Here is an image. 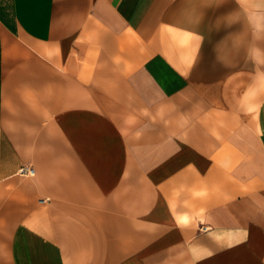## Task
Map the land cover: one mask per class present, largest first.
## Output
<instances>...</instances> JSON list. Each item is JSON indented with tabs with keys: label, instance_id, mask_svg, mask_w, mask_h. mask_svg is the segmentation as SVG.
Listing matches in <instances>:
<instances>
[{
	"label": "crops",
	"instance_id": "1",
	"mask_svg": "<svg viewBox=\"0 0 264 264\" xmlns=\"http://www.w3.org/2000/svg\"><path fill=\"white\" fill-rule=\"evenodd\" d=\"M0 264H264V0H0Z\"/></svg>",
	"mask_w": 264,
	"mask_h": 264
},
{
	"label": "built area",
	"instance_id": "2",
	"mask_svg": "<svg viewBox=\"0 0 264 264\" xmlns=\"http://www.w3.org/2000/svg\"><path fill=\"white\" fill-rule=\"evenodd\" d=\"M19 174L25 176H32L34 175V169L31 166H23L19 169Z\"/></svg>",
	"mask_w": 264,
	"mask_h": 264
}]
</instances>
